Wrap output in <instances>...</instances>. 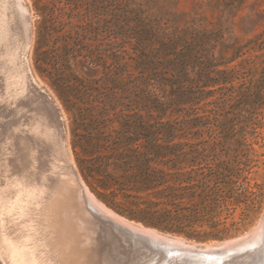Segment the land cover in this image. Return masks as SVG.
Masks as SVG:
<instances>
[{
	"label": "rangeland",
	"instance_id": "1",
	"mask_svg": "<svg viewBox=\"0 0 264 264\" xmlns=\"http://www.w3.org/2000/svg\"><path fill=\"white\" fill-rule=\"evenodd\" d=\"M26 3L33 17L29 53L32 71L59 104L73 160L92 194L123 217L200 245L219 244L260 230L253 243L240 248L226 261L264 264V0ZM17 22L13 27L24 37V29ZM0 74L1 180L4 173L14 176L28 167V150L19 137L31 117L43 112L37 104L27 103L29 95L40 97L33 88L30 94L19 97L16 104L7 99L2 58ZM59 87L81 108L84 119L78 120L76 107L72 111L65 107ZM126 96L129 98L125 99ZM157 100L165 103L166 110L153 107ZM190 100L194 104L185 103ZM105 109V118L113 123L108 122L109 127L104 128ZM43 116L48 122L57 121L49 113ZM197 118L204 125L191 128L189 121ZM162 124H177L178 135L157 133ZM97 127L113 138V129L124 130V141L129 135L138 138L130 147L141 151L146 150L150 138L156 140L157 146L183 148V152L190 153L188 158L170 156L153 165L171 174L194 169L211 186L218 180L223 182L225 192L235 188V197L217 207L211 200L202 204L199 196L186 199L179 208H205L208 214L206 220L192 226L177 220L165 221L163 226L146 223L143 220L158 222L159 214L169 210L175 214L176 207L163 198L166 186L140 192L122 191L113 185L105 189L103 181L113 183L105 169L112 178L124 181V171L116 169L114 162L126 146L100 142ZM97 141L104 145L97 147ZM46 144L47 161L53 153L51 144ZM5 158L7 168L1 167ZM61 159L62 172L66 173V161ZM82 161L99 170L89 178L95 190L81 173ZM168 185L178 183L173 180ZM90 217L93 227L110 231L107 224ZM214 223L219 225L213 227ZM178 228L191 235L179 232ZM217 230L225 231L217 237L205 235ZM51 232L53 229L47 230L49 247L55 244ZM128 249L119 254L108 246L106 258L120 264H190L182 260L168 262L160 253L144 248L136 252ZM124 256H130L128 261L124 262Z\"/></svg>",
	"mask_w": 264,
	"mask_h": 264
},
{
	"label": "bare ground",
	"instance_id": "2",
	"mask_svg": "<svg viewBox=\"0 0 264 264\" xmlns=\"http://www.w3.org/2000/svg\"><path fill=\"white\" fill-rule=\"evenodd\" d=\"M17 20L24 37L13 27ZM32 35L33 17L26 0H0V58L5 64L6 97L16 104L33 88L40 97L29 95L27 103L37 104L43 112L31 117L19 137L28 150V167L14 176L4 173L0 180V264H120L106 258L108 246L119 254L127 248L134 252L144 248L160 253L168 262L228 264L226 258L253 243L260 230L219 244H196L123 217L99 201L77 170L59 104L32 71ZM41 93L48 95L47 103ZM49 106L58 108L60 115ZM45 113L57 121L48 122ZM46 142L53 153L47 161ZM61 157L66 161V173ZM7 161L5 158L1 167L7 168ZM90 216L107 224L110 231L93 227ZM49 229L54 233L51 247ZM128 257H122L124 262Z\"/></svg>",
	"mask_w": 264,
	"mask_h": 264
},
{
	"label": "trees",
	"instance_id": "3",
	"mask_svg": "<svg viewBox=\"0 0 264 264\" xmlns=\"http://www.w3.org/2000/svg\"><path fill=\"white\" fill-rule=\"evenodd\" d=\"M56 85V84H55ZM151 85V84H150ZM57 87V86H56ZM60 97L65 105V107L69 110H75L76 107V115L78 116V120L83 116V112L80 107L77 108L76 103L71 102V98L68 95V92L64 88H57ZM151 91V90H150ZM152 96V95H150ZM129 97L126 96L125 99ZM143 100V99H142ZM136 103H139V100H136ZM159 100L153 101L155 106H153L157 110H166L165 103L158 102ZM193 100L185 103H191ZM193 103V102H192ZM194 104V103H193ZM115 108V107H114ZM108 115L107 109L102 112V116L104 117V128L109 127V123H113L112 120L105 118ZM81 119H84L83 117ZM77 120V119H76ZM191 128L199 127L200 125H204V122L201 121L200 118L192 119L189 121ZM124 128V125H123ZM129 130V126L126 127ZM98 130V136L100 137V142L103 141L105 144H110L111 142L119 147H123L124 144L126 146L123 149V152L118 155L114 165L116 169H122L124 171V181L112 178V175L108 173L105 169L108 178L113 180V183H109L107 180L103 181L102 185L105 189H109L112 185L117 186L119 190H135V191H150V190H158L159 188L166 186L163 189V198L167 199V202L172 204L176 207L175 214H173L172 210L166 211L165 214H159L157 217L158 222H149L146 220V223L155 225V226H163V222H167L170 220H177L185 224V226H192V224L196 222H202L206 220L208 217L205 213V208L201 209L197 207L195 209H190L188 207H181V204L185 202L186 199H192L196 196L201 197L202 204H204L207 200H211L214 207L219 206L223 201L226 199H231L235 197L236 189L231 188L228 192H225L223 187V182L216 180L214 184L211 186L206 181V177L203 174H198L194 169H192L188 173L183 174H171L162 169L155 167L153 164L156 163H163L167 157L175 156L176 159L181 158H188L190 155L189 152H183V148L176 149V147H170L169 145L162 146V145H155V139L150 138L148 141V145L146 146L145 151H141L140 149L136 148L133 149L130 147L132 143L138 141V138L130 136L127 137L124 141V130H116L113 129V132L116 133V136L113 138L111 134L105 135V131L102 130L100 127L95 128ZM180 129L178 128L177 124H162L160 128H158L157 133L169 135V137H176L177 131ZM127 134V133H126ZM148 134L147 137H149ZM104 136V138H103ZM102 137V138H101ZM113 138V140H112ZM97 147H100V142L97 141ZM104 145V144H101ZM75 147V145H74ZM192 165L196 163V159L191 160ZM80 163V170L86 181L89 183L92 189L93 186L89 182V178L94 175V173L98 172L95 168L94 164H86L84 161ZM106 168V166L104 167ZM175 181L178 183L177 186L168 185L171 181ZM95 190V189H94ZM107 203L108 201L105 200ZM110 204H113L111 202ZM212 219L215 216L211 217ZM140 219V218H138ZM162 223V224H161ZM219 223H214L213 227H217ZM184 226V227H185ZM170 228V227H169ZM172 229V228H170ZM179 232L186 233L191 235L190 232L185 231L184 228H178ZM225 230H217L216 232H212L210 234L205 235H213L219 236Z\"/></svg>",
	"mask_w": 264,
	"mask_h": 264
},
{
	"label": "water",
	"instance_id": "4",
	"mask_svg": "<svg viewBox=\"0 0 264 264\" xmlns=\"http://www.w3.org/2000/svg\"><path fill=\"white\" fill-rule=\"evenodd\" d=\"M41 95L44 97V101H45V103H47V99L49 98L48 95L43 94V93H41ZM46 105H47V104H46ZM49 108L51 109V111H52L56 116H59V115H60V111H59L58 108H56V107H51V106H49ZM247 234H248V233H247Z\"/></svg>",
	"mask_w": 264,
	"mask_h": 264
}]
</instances>
